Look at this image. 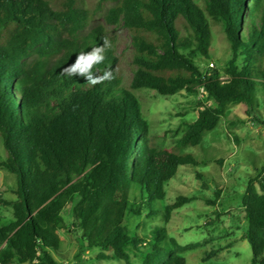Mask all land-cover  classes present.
Here are the masks:
<instances>
[{"label": "trees", "instance_id": "16d2710c", "mask_svg": "<svg viewBox=\"0 0 264 264\" xmlns=\"http://www.w3.org/2000/svg\"><path fill=\"white\" fill-rule=\"evenodd\" d=\"M111 1L102 14L124 25L133 44L129 84L116 36L102 23L86 30L97 11L85 0H0V168L16 181L15 201L0 197L13 207V220L0 223V264H60L53 251L66 209L84 245L100 248L98 259L131 264V252L149 242L144 264H187L181 252L194 244L164 227L149 239L128 219L154 213L151 204L165 197L179 166L198 163L183 150L217 126L229 102L253 111L261 92L264 103V0ZM213 25L223 29L230 56L222 69L204 70L201 62L214 57ZM201 85L207 95L197 117L184 122L174 146L156 147L133 89L171 95ZM257 170L242 197L244 237L251 264H264V165ZM187 200L167 205L166 216Z\"/></svg>", "mask_w": 264, "mask_h": 264}, {"label": "rangeland", "instance_id": "374dc122", "mask_svg": "<svg viewBox=\"0 0 264 264\" xmlns=\"http://www.w3.org/2000/svg\"><path fill=\"white\" fill-rule=\"evenodd\" d=\"M85 5L95 9L96 18L86 28L102 23L116 36V53L125 84L133 74V44L130 33L122 24L109 23L103 10L114 5L111 0H85ZM214 57L201 62L204 70L216 66L222 69L230 56L229 42L223 29L213 25ZM208 62V64H207ZM213 62V66L210 63ZM226 77V76H224ZM140 101L141 110L149 123V138L158 148H171L185 131V121L197 117L199 92L182 89L175 94L160 95L154 89H133ZM260 105L253 111L240 102H229L217 126L205 131L201 142L183 151L192 153L198 163L183 164L174 177L165 183V197L156 199L150 209L128 219L131 230L151 239L155 227H164L168 236L181 244L194 247L181 252L187 264H251L252 247L244 237L247 227L242 197L250 175L264 165V103L258 93ZM255 117H258L255 118ZM261 120V121H260ZM5 157L0 136V158ZM200 174V175H199ZM258 185V184H257ZM15 176L0 168V197L14 202ZM189 200L172 209L167 217L166 207L178 197ZM137 201L140 196L133 191ZM149 213V214H147ZM64 224L58 230L61 238L59 251H53L60 264H126L118 258H97L99 247H86L80 231L72 227V218L66 209ZM13 220L12 205L0 202V223ZM150 250L149 242L131 252V264H144L143 255ZM107 252V251H106ZM11 264H28L13 261Z\"/></svg>", "mask_w": 264, "mask_h": 264}, {"label": "built area", "instance_id": "2783aa9c", "mask_svg": "<svg viewBox=\"0 0 264 264\" xmlns=\"http://www.w3.org/2000/svg\"><path fill=\"white\" fill-rule=\"evenodd\" d=\"M212 66H213V63H210ZM221 78H224V76H222ZM199 94L202 97H205L207 95V91H206V88L205 86L201 85L199 86Z\"/></svg>", "mask_w": 264, "mask_h": 264}]
</instances>
